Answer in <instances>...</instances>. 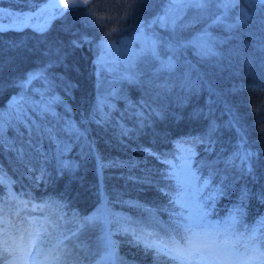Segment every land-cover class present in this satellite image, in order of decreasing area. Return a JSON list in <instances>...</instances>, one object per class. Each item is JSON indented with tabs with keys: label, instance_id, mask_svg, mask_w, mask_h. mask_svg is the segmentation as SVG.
Returning <instances> with one entry per match:
<instances>
[{
	"label": "trees",
	"instance_id": "16d2710c",
	"mask_svg": "<svg viewBox=\"0 0 264 264\" xmlns=\"http://www.w3.org/2000/svg\"><path fill=\"white\" fill-rule=\"evenodd\" d=\"M46 1L0 0V8L27 13ZM138 6L140 11L134 19ZM162 7L160 0H148L142 5L139 0H90L75 5V10H67L43 33L33 29L0 31V113L7 121L0 137L5 146L0 151V187L5 189L4 203L0 204V237L6 227L10 244L35 233L30 220L35 218L38 224L47 217L46 246L55 245L58 236L64 237L62 249L48 257L50 264H157L155 254L146 251L143 244L137 246L132 234L169 246L173 240L181 247L188 244L186 238L171 233L166 210L169 181L163 176L165 165L161 160L167 157L177 162L178 144L205 133L210 122L217 126L214 150L204 151L205 145H197L195 161L223 170V159L237 145L256 154L253 175H237L233 180L235 173H228L230 178L225 181L224 194L215 204L212 219H222L229 210L240 206L245 215L237 231L243 232L245 228L257 227L258 218L264 217V5L255 0H239L223 24L209 29L219 41V56L202 58L190 47L175 57V70L168 72L160 70L159 60L150 52H142L135 60L131 82L117 79L112 82L114 85H108L109 79L100 77L96 65V43L134 33L136 21H151ZM241 10L248 17L243 24L237 23ZM216 12L217 6L212 5V15ZM86 21L93 22L95 28ZM210 22L197 23L180 35L190 38ZM225 25L235 26L228 31ZM153 30L160 37L170 35L165 28L153 26ZM85 36L94 41L91 47H73V41ZM56 50L61 62L48 71L56 83L55 94L71 109L65 113V105L55 106L63 119L79 122L98 103L105 104V111L109 110L108 103L114 104L110 123L86 125L94 153H89L83 142L70 140L60 130L62 122L38 120V124L51 127L56 140L66 146L63 155H59L57 143L35 130L29 134L28 128L18 127L6 111L9 98L19 93L13 82L48 61L57 60ZM157 51L160 60L167 58L168 53L162 48ZM114 89L116 96L107 94ZM151 109L159 111L160 116H150ZM117 125L126 127L129 135L122 137ZM59 160L74 162L76 167L60 171ZM193 167L197 165L194 163ZM207 171L201 169L204 174ZM9 191L25 193L22 199L27 201V207L20 208L16 200L9 199ZM242 191L248 194L243 203ZM60 203L67 207L60 208ZM145 209H151L154 215ZM72 213H76L75 218ZM101 213L109 218L113 214L127 218L121 228L128 232L87 219ZM109 227L114 245L111 255L105 247ZM194 243L202 246L206 242L200 239ZM229 252L234 261L236 257L264 259L242 245Z\"/></svg>",
	"mask_w": 264,
	"mask_h": 264
},
{
	"label": "snow or ice",
	"instance_id": "6c2138e0",
	"mask_svg": "<svg viewBox=\"0 0 264 264\" xmlns=\"http://www.w3.org/2000/svg\"><path fill=\"white\" fill-rule=\"evenodd\" d=\"M148 0H139L140 5L147 3ZM255 2L264 5V0H255ZM163 5L160 13L151 21H136L133 25L135 35L132 40H124L121 38L120 48L107 45L105 41L100 40L96 43L98 53L103 50L104 55H98L99 67L103 71H115L114 67L110 64L121 62L120 53L128 51L131 43L139 41L142 45L141 52H150L154 59L159 60L160 70L172 72L175 70L176 61L175 57L187 49L193 48L198 55L202 58H212L219 56L216 51V46L219 43L218 39L212 35L210 28L215 25L224 23V17L228 14L230 8L238 5L239 0H160ZM217 6L215 15L211 13V6ZM75 10V6L73 9ZM45 9H32L27 13H19L17 15V23L21 27L17 30H22L23 27H31L32 22L35 20L37 24L40 23L39 18L45 12ZM140 11L138 6L135 15ZM59 13L58 15H62ZM11 15V13H10ZM210 19V23L203 27L200 31L193 34L190 38H184L180 35L182 31L194 26L197 23H202ZM248 17L247 13L241 10V15L237 17V23H246ZM89 25L95 28V24L91 21H86ZM136 24L139 26L136 27ZM165 28L170 35L168 37H160L158 33L153 30V26ZM235 25H225L226 30L230 31ZM8 30L5 27H0V31ZM40 33L46 31V27H37L34 29ZM94 43L88 37H82L81 40L72 42L73 47H84L88 44L90 47ZM162 48L168 56L166 59L160 60V55L157 51ZM115 52V57L110 61L109 57ZM55 55L57 60L48 61L46 64L39 66L32 72L26 73L24 77L13 82V87L19 89V93L11 96L8 101L7 113L14 120L17 126L23 125L28 128L29 134L35 130L39 134L47 136V138L57 143L58 154L63 155L66 146L61 141H57L53 129L49 126L38 124L37 121L52 120L62 122L61 131L66 133L70 140L77 143L83 142L89 149V153H94L92 142L88 138V128L86 125L96 123L98 126L101 124H108L111 122V112L115 110L113 103H108V111H105V104L98 103L95 105L87 115H82L79 122L63 119L59 113L55 111V106L65 105V102L55 94L56 87L55 80L50 78L49 69L54 64L61 62L59 50H56ZM125 71L117 78L119 80L127 79L130 82L134 78V73L131 71L132 64L125 61ZM35 82V83H34ZM39 84V89L36 88ZM112 96H116L114 89ZM32 97L29 100V97ZM71 109L65 105V113L70 112ZM141 123L144 120L143 112L139 113ZM160 116V112L156 109H151L150 116ZM150 118V117H149ZM4 114L0 113V137L3 135L5 124ZM10 126V124L8 125ZM120 128V135L122 137L129 135V130L123 125H117ZM217 126L214 122H210L208 130L200 135L190 136L182 140L178 147L180 149L179 159L174 162V159L167 157L163 158L161 162L165 165L163 176L165 180L169 181L167 185L169 191L166 193L168 197V211L171 233L177 236H182L188 240V244L181 247L173 240L171 246L163 241L157 242L150 240L147 237H141L132 234V238L137 246L143 244L146 251H150L158 258L157 264H170V262H179V264H227V256L229 249H236L237 245H242L245 249H251L253 252H258L264 256V217L258 218L257 227L245 228L243 232L237 231V225L243 224L244 210L240 206H236L227 212V215L222 219L213 220L215 204L220 196L224 194L225 181L230 177L229 172H234L235 175L231 179H236L238 175L243 178L246 175H253V160L255 153L243 148L242 144L237 145L236 150L229 156L223 159V170L218 169L214 164L195 161L196 146L199 144L205 145L204 151H213L214 147V134ZM184 145H188L187 148ZM14 147V146H13ZM5 148L3 143H0V151ZM150 155L158 154L153 153L151 150L144 149ZM18 156L22 153L17 150ZM99 160V157L97 156ZM219 162V161H218ZM197 167H193V164ZM114 166V165H113ZM76 164L74 162H66L63 160L58 161V168L60 171L65 169L74 170ZM202 168L208 169L207 173L201 172ZM40 179H43L41 176ZM174 182V183H173ZM12 181L9 179L8 184L11 185ZM5 189L0 187V204L4 203ZM26 195L21 192L20 194L8 192V197L11 200H16L20 208L27 207V201L22 197ZM30 195V194H27ZM247 192L242 191L241 203L247 199ZM264 199V197H261ZM131 207H139L138 205L131 204ZM60 208L67 207L66 204L60 203ZM33 207V211H35ZM150 216L154 215L151 209H145ZM73 218L76 213H72ZM90 222H99L101 225H115L116 231L128 232V229L121 228L123 222H127V218L113 214L111 218L106 217L101 213L98 216L87 217ZM29 226L35 225V234L29 233L34 251L30 253L33 260L39 259L41 256L50 257L52 253L59 251L63 247V236H58L55 245L45 249V237L49 234L47 217L40 220L37 224L35 218L30 220ZM113 232L111 227L106 234L105 247L109 250L111 255L114 245L111 241ZM152 236V233H148ZM223 237L221 240L220 238ZM23 237H21L22 239ZM203 239L206 241L202 246H196L195 240ZM14 244V240H13ZM9 243L8 230L4 228V236L0 237V264H14L16 261L23 260L24 257L17 256V248ZM167 257L168 259H162ZM97 264H100L98 261Z\"/></svg>",
	"mask_w": 264,
	"mask_h": 264
},
{
	"label": "rangeland",
	"instance_id": "374dc122",
	"mask_svg": "<svg viewBox=\"0 0 264 264\" xmlns=\"http://www.w3.org/2000/svg\"><path fill=\"white\" fill-rule=\"evenodd\" d=\"M87 1L88 0H75V2L77 4H83V3H86ZM43 9H45L46 11L42 14V16L39 19H43V18H46L48 16H51L58 11V7L55 6L53 0H51V2L48 3V6L43 8ZM10 13H11V15H10ZM19 13H24V12H19L17 10H13V9L0 8V19L5 20V21H9V22H13V23H17V15ZM155 27H159V26L157 25ZM200 30L201 29H199L198 31H200ZM134 35H135V32L131 33L129 35H123L116 40H108L107 38H103L101 40L105 41V43L107 45L114 46V48H120L121 38H123L124 40L131 41L132 37ZM141 47H142L141 43L139 41H136V42L130 44L128 51L121 52L120 53L121 62L116 63V64H110L111 67H114L116 69L115 71H109L108 69H105L103 71L100 70L98 55H104V52H103V50H100L98 53L97 48H95L96 65H97V68L99 69L100 77H105V78L109 79L110 83H107L108 85H114L115 83H112V82L117 80V78L121 75V73H123L125 71V67H126L125 61L132 64L133 67H132L131 71L133 72L135 60L142 53ZM114 57H115V52H113L112 56L109 57V60L111 61ZM124 80H127V79H124ZM110 93H112V91L107 93V94L110 95ZM33 251H34V245L32 244V241L26 242L22 246V250H21V257H24V259L20 260V261H16V262H14V264H40L38 261L39 259H37V260L32 259L30 253ZM227 264H232V263H230L229 260L227 259ZM245 264H264V259L259 261V262H249V263H245Z\"/></svg>",
	"mask_w": 264,
	"mask_h": 264
},
{
	"label": "water",
	"instance_id": "95a60500",
	"mask_svg": "<svg viewBox=\"0 0 264 264\" xmlns=\"http://www.w3.org/2000/svg\"><path fill=\"white\" fill-rule=\"evenodd\" d=\"M46 5H47V3H45L43 6L39 7L38 9H43ZM74 5H75L74 0H68V2L63 6V8L61 10H59L57 13H55L54 15L41 19L39 24H37L35 21H33L31 27H23L22 30H24V29H35V28L41 27V26L47 28L55 19L62 16L69 8L73 7ZM59 13H63V14L58 15ZM0 27H5L11 31H22V30H17L21 27V25L8 23V22L2 21V20H0ZM8 30H5V31H8Z\"/></svg>",
	"mask_w": 264,
	"mask_h": 264
},
{
	"label": "bare ground",
	"instance_id": "6f19581e",
	"mask_svg": "<svg viewBox=\"0 0 264 264\" xmlns=\"http://www.w3.org/2000/svg\"><path fill=\"white\" fill-rule=\"evenodd\" d=\"M53 2H54L56 7L60 8V7L64 6L68 2V0H53Z\"/></svg>",
	"mask_w": 264,
	"mask_h": 264
}]
</instances>
